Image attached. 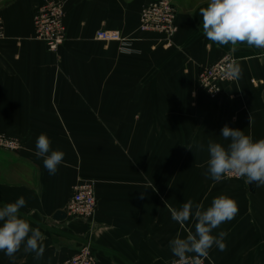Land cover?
I'll return each instance as SVG.
<instances>
[{
    "label": "crops",
    "instance_id": "1",
    "mask_svg": "<svg viewBox=\"0 0 264 264\" xmlns=\"http://www.w3.org/2000/svg\"><path fill=\"white\" fill-rule=\"evenodd\" d=\"M46 1L0 3V132L22 146L0 152V206L23 196L20 214L40 229L45 247L39 260L22 247L15 264H60L86 244L98 264H171L169 241L194 232L195 220L181 226L165 202L180 209L192 200L206 209L220 195L238 212L213 232L228 233L226 250L213 246L208 257L264 264V186L204 175L208 142L228 144L225 125L264 138V49L207 40L199 10L208 0H171L178 31L170 40L139 30L142 10L154 0H68L66 41L51 53L33 27ZM100 30L131 39V51L96 40ZM225 55L242 74L212 100L198 76ZM41 133L65 154L55 175L35 155ZM83 180L95 185V215L55 220ZM0 264H12L2 251Z\"/></svg>",
    "mask_w": 264,
    "mask_h": 264
},
{
    "label": "clouds",
    "instance_id": "2",
    "mask_svg": "<svg viewBox=\"0 0 264 264\" xmlns=\"http://www.w3.org/2000/svg\"><path fill=\"white\" fill-rule=\"evenodd\" d=\"M202 30L207 40L218 46L246 44L248 47L264 49V0H208L207 6L199 10ZM225 76L239 79L242 68L239 64H227ZM218 91V90H217ZM251 118L249 120V125ZM221 137L227 146L209 141L207 169L204 173L214 182L225 177L245 178L246 183L264 186V138L253 140L244 131L225 125ZM35 155L43 159V165L50 175H55L64 161V152L52 150L51 141L41 133L36 140ZM203 149V145H198ZM191 149L190 146L187 147ZM153 187V186H149ZM155 190V189H154ZM27 204L20 196L14 202L0 206V251L15 264L16 253H34V259H42L45 247L44 235L38 227H32L20 210ZM171 218L181 226L190 219L195 220V231L186 236L177 235L169 241V248L176 259L172 264H203L209 250L215 246L226 250L225 231L213 234L222 223L234 219L238 212L235 201L225 195L214 198L206 209L200 203L188 200L176 209L165 202Z\"/></svg>",
    "mask_w": 264,
    "mask_h": 264
},
{
    "label": "built area",
    "instance_id": "3",
    "mask_svg": "<svg viewBox=\"0 0 264 264\" xmlns=\"http://www.w3.org/2000/svg\"><path fill=\"white\" fill-rule=\"evenodd\" d=\"M68 0H48L33 14L35 39L45 44L48 51L57 53L66 41L64 24L65 9ZM177 8L171 0H154L145 6L140 16L139 30L151 32L172 39L177 31ZM5 38V24L0 15V42ZM95 39L102 42H117L124 52H130L132 40L124 37L119 31L100 30ZM235 62L231 55H225L219 61L200 71L198 80L200 88L216 100L223 93V86L233 83L236 79L225 76L227 64ZM218 90V91H217ZM22 148L16 138L0 132V150L18 151ZM245 178L225 177L223 180H243ZM97 209L95 185L92 181H79L73 188V195L67 205L69 216L92 218ZM60 264H98L91 245H83L77 253ZM172 264V263H171ZM203 264H212L210 259L204 258Z\"/></svg>",
    "mask_w": 264,
    "mask_h": 264
},
{
    "label": "water",
    "instance_id": "4",
    "mask_svg": "<svg viewBox=\"0 0 264 264\" xmlns=\"http://www.w3.org/2000/svg\"><path fill=\"white\" fill-rule=\"evenodd\" d=\"M3 1H6V0H0V3L3 2ZM66 217H67L66 212L58 211V212L55 213L54 219L60 221V220L66 219Z\"/></svg>",
    "mask_w": 264,
    "mask_h": 264
},
{
    "label": "rangeland",
    "instance_id": "5",
    "mask_svg": "<svg viewBox=\"0 0 264 264\" xmlns=\"http://www.w3.org/2000/svg\"><path fill=\"white\" fill-rule=\"evenodd\" d=\"M21 150V149H20ZM20 150H18V151H20ZM18 151H5V150H0V152H6V153H15V152H18ZM209 258V257H208ZM210 259V258H209ZM210 261H211V263L212 264H214L213 262H212V260L210 259Z\"/></svg>",
    "mask_w": 264,
    "mask_h": 264
}]
</instances>
